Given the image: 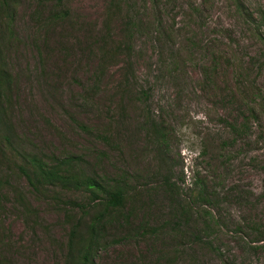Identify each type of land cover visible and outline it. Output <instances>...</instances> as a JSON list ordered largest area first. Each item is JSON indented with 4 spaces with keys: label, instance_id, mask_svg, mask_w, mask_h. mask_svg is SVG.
Wrapping results in <instances>:
<instances>
[{
    "label": "rangeland",
    "instance_id": "obj_1",
    "mask_svg": "<svg viewBox=\"0 0 264 264\" xmlns=\"http://www.w3.org/2000/svg\"><path fill=\"white\" fill-rule=\"evenodd\" d=\"M121 1L12 0L3 54L17 148L47 161L82 156L93 174L127 176L132 222L105 226L96 264H264V49L254 25L264 0ZM60 8L68 16L51 20ZM148 120L168 134L166 166ZM20 159L0 163L9 183L0 188V253L14 264H64L68 216L82 214L69 203L85 197L34 192ZM168 175L187 203L205 192L209 202L193 208L214 222L204 242L172 230Z\"/></svg>",
    "mask_w": 264,
    "mask_h": 264
},
{
    "label": "trees",
    "instance_id": "obj_2",
    "mask_svg": "<svg viewBox=\"0 0 264 264\" xmlns=\"http://www.w3.org/2000/svg\"><path fill=\"white\" fill-rule=\"evenodd\" d=\"M113 1V7H118L122 3L121 0ZM238 8L241 11L244 10L243 5H238ZM244 13L245 15L249 14L248 18L253 20V14L245 11ZM256 14L257 22L255 21L254 25L264 49V13L259 12ZM15 16L16 4H13L12 0H0V163L12 164L13 160L21 158L20 164H18L19 173L22 178L28 181L36 193L52 189L51 193L59 196L56 189H60L84 195L85 202L83 204L77 202L69 203L74 207H79L82 210V214L76 221L74 216H68L72 223L66 244L64 264H96L95 260L98 252L103 249L106 240V235L104 234L105 226L110 222L117 223L121 219H123L122 221L126 226H129L134 215L130 203L135 202V197L130 193L131 187L127 176L123 174L120 177H108L93 174L92 171H89L87 162L82 156L69 155L67 157L51 158L47 161L33 150L27 152V150L22 151L17 148L13 129L10 122L7 121L14 77L6 64L3 54L5 47L13 38ZM67 16L68 13L61 8L58 11L54 10L50 14L53 21L62 20ZM108 17L110 18L111 16ZM125 30V37L127 38L126 42L123 43L125 45L123 48L127 56H130L132 47L129 43L132 40V35L128 28ZM117 48L120 50L122 45L119 44ZM128 65L125 71L129 69ZM125 78L128 80L127 74ZM146 124L149 126L148 132L152 136V143L157 150V158L161 164L166 166L168 154L170 153L168 134L161 123L148 120ZM83 129L86 132H90L86 126H83ZM106 138L104 137V139ZM14 144H16V147H14ZM196 178L197 174L194 175V184L198 185L200 181ZM8 184L6 178L4 180V178L0 177L1 189ZM163 188L170 195V201L178 209V212L174 213V220H176L174 225L176 227H173L172 230L180 236V239H183V234L187 236L189 232L194 244L204 242L206 238H209L213 234L214 222L208 220L205 217L206 215H203L199 209L195 212L193 210L194 204L200 206L209 202L205 192L199 190V193L194 194L193 199H190L189 203H187V201L180 198L178 191L170 181V175L165 176ZM15 194L18 198L17 201L32 214L34 211L27 204L23 195L18 190H16ZM204 212L209 214L205 210ZM144 226H148V224L144 223L142 228ZM0 264L14 263L8 256L0 253Z\"/></svg>",
    "mask_w": 264,
    "mask_h": 264
}]
</instances>
